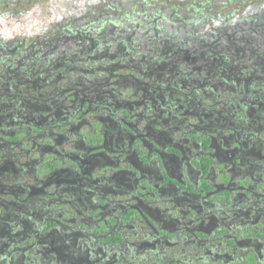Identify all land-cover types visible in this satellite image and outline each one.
I'll list each match as a JSON object with an SVG mask.
<instances>
[{"label":"flooded vegetation","instance_id":"flooded-vegetation-1","mask_svg":"<svg viewBox=\"0 0 264 264\" xmlns=\"http://www.w3.org/2000/svg\"><path fill=\"white\" fill-rule=\"evenodd\" d=\"M264 0H0V264H264Z\"/></svg>","mask_w":264,"mask_h":264},{"label":"rangeland","instance_id":"rangeland-1","mask_svg":"<svg viewBox=\"0 0 264 264\" xmlns=\"http://www.w3.org/2000/svg\"><path fill=\"white\" fill-rule=\"evenodd\" d=\"M261 48L263 49V51H264V43H261ZM263 64H264V62H263ZM264 66V65H263ZM263 70H264V67H263ZM114 264V263H113Z\"/></svg>","mask_w":264,"mask_h":264}]
</instances>
